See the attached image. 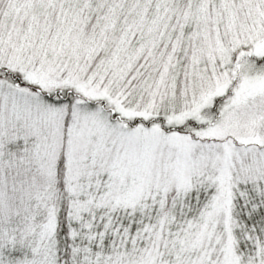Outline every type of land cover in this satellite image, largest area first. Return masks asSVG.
I'll return each mask as SVG.
<instances>
[{
    "label": "rangeland",
    "instance_id": "1",
    "mask_svg": "<svg viewBox=\"0 0 264 264\" xmlns=\"http://www.w3.org/2000/svg\"><path fill=\"white\" fill-rule=\"evenodd\" d=\"M59 182L81 264H246L264 0H0V264L60 263Z\"/></svg>",
    "mask_w": 264,
    "mask_h": 264
},
{
    "label": "trees",
    "instance_id": "2",
    "mask_svg": "<svg viewBox=\"0 0 264 264\" xmlns=\"http://www.w3.org/2000/svg\"><path fill=\"white\" fill-rule=\"evenodd\" d=\"M62 169L63 167L60 165L58 173L60 177L63 171ZM57 190V195L59 194V197H57V201L54 200L53 202L56 207L58 221L56 240L59 264H81L80 262L83 258L82 253L84 254V251L89 249H92L91 255H94L93 259H95L99 250L97 240H99L100 234L102 233L101 226H98L97 223L93 224L94 227L91 228L89 234H91V237H93L95 233L96 234L94 239L89 242V235L86 233V227L84 226L86 217L83 216L81 221L80 218L77 217L78 221L74 222L71 219L72 215L71 217L69 215L71 201H69V197L67 198L68 194L65 193L66 187L59 182L56 185V191ZM243 211L244 210H241L240 212ZM254 212L255 211L250 213L252 217L251 220L246 217L244 212V214L240 215L238 218L239 226H235V229H233L234 231H232L233 237L236 240L235 251L243 257L244 263L246 264L251 262L254 264H264V210L261 209L259 213ZM248 236L251 238H248ZM105 245L102 246L103 251L106 249ZM5 251L14 259L23 257L24 254L20 248Z\"/></svg>",
    "mask_w": 264,
    "mask_h": 264
},
{
    "label": "bare ground",
    "instance_id": "3",
    "mask_svg": "<svg viewBox=\"0 0 264 264\" xmlns=\"http://www.w3.org/2000/svg\"><path fill=\"white\" fill-rule=\"evenodd\" d=\"M233 236V235H232Z\"/></svg>",
    "mask_w": 264,
    "mask_h": 264
}]
</instances>
